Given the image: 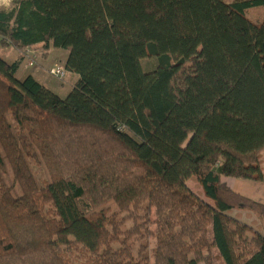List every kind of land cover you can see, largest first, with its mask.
<instances>
[{
  "label": "trees",
  "instance_id": "16d2710c",
  "mask_svg": "<svg viewBox=\"0 0 264 264\" xmlns=\"http://www.w3.org/2000/svg\"><path fill=\"white\" fill-rule=\"evenodd\" d=\"M0 43L79 75L0 56V264H264V202L225 179L264 182V0H12Z\"/></svg>",
  "mask_w": 264,
  "mask_h": 264
},
{
  "label": "rangeland",
  "instance_id": "374dc122",
  "mask_svg": "<svg viewBox=\"0 0 264 264\" xmlns=\"http://www.w3.org/2000/svg\"><path fill=\"white\" fill-rule=\"evenodd\" d=\"M12 6V0H0V8L2 9H9ZM46 48L42 45V44H36L33 46H29L26 47L23 51L18 50L16 47L11 46V45H2L0 43V56H3L4 58H9L10 59H14L16 58V56L19 54L18 52H20V56L21 54H23L25 56V59H27V64L29 67L31 66H35L37 59H39L40 56L46 54L45 52ZM63 52H67V50L65 49H58L56 48V51L53 52V56L51 57V59L48 62H51L58 56H60V54H63ZM58 59V58H57ZM31 60H33V62L35 63L34 65H31L30 62ZM58 61V60H55ZM143 63V67L145 69V71H151L153 69H155V67L158 65V59L156 57H151V58H147L144 59L142 61ZM60 65V64H59ZM62 66V65H61ZM21 75V74H20ZM70 76V74L67 72L65 78L63 79H59L54 77L53 75H51L50 71H49V78L51 81H66L68 79V77ZM65 86L67 88L71 87V83L67 82L65 83ZM66 94H63V97H66ZM261 158L263 161V166H264V150L261 152ZM228 183L231 185V187L248 196L251 197L253 199L259 200L264 202V182H260V181H254V180H246V179H237V178H225ZM187 186L197 195H200L204 200H206L208 203L214 205L215 203L206 198L203 193H202V189L199 187L198 183L195 180H190L187 182ZM231 215L241 221H243L244 223H247L248 225L252 226L254 229L259 230L260 227V221L258 220L256 214L252 211H239V210H233ZM155 218V216H154ZM156 227L153 226V230ZM262 233L264 234V231H262ZM156 245V239H151V248H153ZM78 245H73L69 248V256L71 259V263L72 264H85L87 263L88 260V252L81 246L77 247ZM82 250H81V249ZM216 254H218V251H215ZM219 264H223V261H220Z\"/></svg>",
  "mask_w": 264,
  "mask_h": 264
},
{
  "label": "crops",
  "instance_id": "0c3cea01",
  "mask_svg": "<svg viewBox=\"0 0 264 264\" xmlns=\"http://www.w3.org/2000/svg\"><path fill=\"white\" fill-rule=\"evenodd\" d=\"M39 45V44H38ZM56 51V48H54L52 45H50L49 49H46V54L42 55L37 59L36 65L29 67L27 64V59H24L19 70L17 73V76L23 80L29 75H33L40 83L44 84L48 88H50L52 91L63 97V94L68 95L69 92L72 90L74 84L78 81L79 75L70 71H67L70 76L65 81H51L49 78V71L52 67L56 65H62L65 67L66 61L69 56V52H63V54H60V56L56 57L51 62H48L51 57L53 56V52ZM14 59L5 58L8 62L12 63L18 59L20 56V52ZM58 58V59H57ZM58 60V61H55ZM21 74V75H20ZM71 83V87L67 88L65 86V83Z\"/></svg>",
  "mask_w": 264,
  "mask_h": 264
},
{
  "label": "built area",
  "instance_id": "2783aa9c",
  "mask_svg": "<svg viewBox=\"0 0 264 264\" xmlns=\"http://www.w3.org/2000/svg\"><path fill=\"white\" fill-rule=\"evenodd\" d=\"M30 64L34 65L35 63L31 60ZM50 73L56 78L63 79L67 74V70L64 66L56 65L50 69Z\"/></svg>",
  "mask_w": 264,
  "mask_h": 264
}]
</instances>
